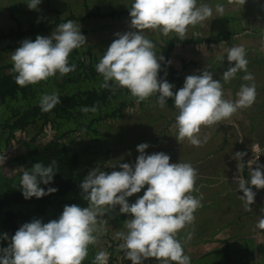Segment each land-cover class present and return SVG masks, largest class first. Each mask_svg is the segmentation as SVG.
Instances as JSON below:
<instances>
[{
	"label": "trees",
	"instance_id": "obj_1",
	"mask_svg": "<svg viewBox=\"0 0 264 264\" xmlns=\"http://www.w3.org/2000/svg\"><path fill=\"white\" fill-rule=\"evenodd\" d=\"M61 1L65 3L64 0ZM118 1L119 4L117 5H113L111 0L106 1L107 7L95 4L93 9H85L81 16L74 13L71 8H66L65 10H68L66 13L65 10L58 7L42 4L41 8L37 6V9L30 10L27 7L29 0H0V157H5L4 163L0 165V249L9 245L11 236L24 223L34 219H39L42 223L57 220L66 205L76 204L82 208L88 206V202L82 198L80 188V184L88 172L97 167L105 172L109 167L113 169V164L110 162L119 164L123 161H119L112 155L122 153L132 146L135 148L137 146L133 143L136 137L130 140L123 138L126 133L121 134L120 131H117L120 136L116 143H107L113 137L115 133L113 131L120 129L119 127L116 128V125L122 129L126 127L125 119L121 118L124 116L125 109L134 104L138 105L137 116L140 117L135 123L136 127L140 128L137 136L148 140L149 154L156 152H164L167 155L173 154L170 150L176 149L182 144L184 147L180 153L176 151V156H173L174 154L169 155L170 163H189L196 171L203 168V161L207 162L208 166L214 165L209 163V160L217 158L215 152L219 148L209 150L204 147V144L208 139L217 135L218 128L227 124L224 122L225 119L211 126L202 125L199 133L202 143L197 147L191 145L187 139L183 141L177 139L176 116L179 113L176 108L175 111L173 110L172 118L162 113L164 106L167 108L172 105L173 100L171 98L167 99L163 107H159L161 113L154 112L148 120L145 117L141 118L148 111L152 101L157 100L155 94L137 104L136 98L132 97L126 88L117 87L111 81L109 87H101L104 81L102 75L96 71V65L112 43L111 41L97 43L92 39H86L85 44L70 53L68 57L69 66L74 64L76 67L74 71L66 75L61 76L57 73L45 81L25 87L16 84L14 79L16 74L11 71L10 57L11 53L20 46L21 41L24 39L34 41L37 35L49 37L52 32L56 31L59 24L68 20L74 21L77 26L81 24V34L90 35L94 30L100 34V29L108 28L110 24H105L104 27L97 25L94 28V21L102 22L109 17L113 20L110 21L111 24L115 25L118 23L117 20L129 17V8L133 0ZM201 4H207L213 9V16L203 21L207 25V37H193V34H186L185 39L181 40L175 33L165 36L159 31L156 33V31L145 30V35L155 45V53L164 57V60L160 62L161 71L158 73V78L166 79L173 84L172 91L175 93L183 86L186 76L198 75L204 70H213L215 72L213 79L220 81L224 93L227 90L229 99L234 102L238 99L237 93L241 85L252 84L242 79L244 75L251 72V62L247 64V73L239 71L235 78L225 82L223 73L221 74V67L225 62L223 60L220 62V56L211 58L208 61L209 66L206 68L200 67L195 70L196 72L186 74L189 63H184L182 60L181 66L176 68L171 60V52L176 45H188L190 43H205L207 46H212L225 41L230 44L234 42L233 38L252 34V30L256 34L264 32V21L258 28L251 27L253 25L248 24V21H242V19L246 20V17H251L249 15L251 13L242 15L241 13L246 10L242 9L241 6L225 10L222 16L214 13L217 4L230 5L228 0H197V6ZM251 12L255 17L256 14H253V10ZM128 24L130 25V22ZM130 30L135 31L134 29ZM107 35H112V31H109ZM230 39L232 40L230 41ZM244 48L245 50L248 49L247 47ZM190 63L196 64L192 61ZM257 86H255L256 93L259 97L256 95V99L260 98L262 93V87ZM52 93L58 94L61 103L44 112L40 107L41 97ZM256 99L254 105L255 103L260 104ZM93 106L97 108L95 113L81 111L83 107L92 108ZM242 109L246 111L249 108L239 110ZM203 133H205L204 137H202ZM207 134L211 136L206 137ZM157 139H160L159 143H157ZM129 142H132L133 145ZM203 149L207 150L203 151ZM138 155L139 153H134V155L129 156L131 163H134L133 160ZM53 160L56 161L53 180L50 184H40V187L45 191L50 187L57 189V191L41 198L25 199L20 186L22 173L16 169L24 168L31 171L34 164L42 163L44 166H48ZM243 163L241 174L245 179H248L250 174L246 171L245 161ZM119 170L118 168L117 171ZM210 172L213 175L219 173L214 170ZM218 186L225 188L237 187L238 185L237 182H225L214 179V177H197L194 185L195 190L191 195L196 198L201 195L206 198H213L217 193L214 188ZM146 188L145 186L140 193L133 195L134 202L143 195ZM207 191L210 192L207 193ZM224 195H219L213 202L204 203L201 201V206L194 212V221L177 234L183 249L185 245L190 249L194 241L193 245L196 246L202 234V237H206L204 233L209 230L213 221L217 222L216 225L223 223L218 221L224 217L223 209L212 214L209 207L223 199ZM203 210L206 211L203 212ZM110 212L111 210H107L97 219ZM253 213L250 217L248 216L249 213L244 216L249 217L248 220L251 221L254 218L255 210ZM228 214L232 218L225 222L234 224V228L231 227L234 232L231 237L228 240H223L218 247L191 256L190 264H264V230L260 229L259 238L252 237L251 231L246 230L242 224V215L239 214L238 209L228 208ZM124 215L121 214V217L123 218ZM216 215H219L220 219L214 220L213 217ZM211 219L213 221L208 226ZM224 226L226 225H220V227ZM5 234H7L8 240L2 238ZM185 252L190 251L184 250ZM95 255L94 246L89 245L88 255L82 264H93Z\"/></svg>",
	"mask_w": 264,
	"mask_h": 264
},
{
	"label": "clouds",
	"instance_id": "obj_2",
	"mask_svg": "<svg viewBox=\"0 0 264 264\" xmlns=\"http://www.w3.org/2000/svg\"><path fill=\"white\" fill-rule=\"evenodd\" d=\"M41 0H29L27 7L37 9ZM229 4H244L245 0H228ZM215 11L223 15L222 4L215 6ZM213 16V9L207 4L197 6V0H133L129 8L130 29L124 33H115V39L103 53L96 71L102 75V88L113 82L117 87L126 88L136 103L152 95L157 96V104L163 107L168 98L178 110L176 127L179 141L187 139L191 145L199 147L202 143L199 133L201 126H211L230 118L238 109L251 107L256 99L255 84L241 85L234 102L224 98V90L219 80H214L210 71L186 76L183 86L175 93L174 85L166 79L158 78L163 56H158L155 45L145 35V30L159 31L168 36L175 33L184 40L188 26L196 25ZM86 42L80 32V25L68 20L57 26L51 36L37 35L35 40L24 39L11 53L12 69L15 82L21 87L37 84L59 73L61 76L75 70L69 66L70 53ZM260 51L264 53V42ZM227 60L235 62L223 73L225 82L235 78L237 72L247 73L248 61L243 46L225 48ZM225 56H221V61ZM252 81L254 77L247 73L242 77ZM61 103L57 93L41 97V110L47 112ZM82 112L97 111V108L83 107ZM242 142V140L240 141ZM147 143L136 146L139 155L134 164L119 163V171L107 173L100 168L88 172L80 184L82 198L87 207L76 204L66 205L57 220L42 223L39 219L24 223L10 238L6 248L0 249V264H82L88 255L89 245L98 242L99 231L97 217L108 209L119 205V214L130 215L125 220L126 231L117 233L122 240L118 247L124 257L132 264L154 258L158 264H190V257L184 254L177 234L195 217L194 212L201 206L203 196L194 197L197 178L196 169L189 163H170L169 155L164 152L146 154ZM253 158L247 162L250 176L245 179L240 173L244 163V152H237L233 157L237 161L238 175L235 181L238 190L243 192L239 198L244 202L246 211H251L256 193L246 185L264 188V165L257 163L264 150L260 145L251 146ZM5 157H0V165ZM53 160L48 166L36 163L31 171L18 168L22 173L20 186L25 199L41 198L57 191L48 188L45 191L40 184H50L53 180ZM256 164L253 169L252 165ZM143 195L129 204L127 198L140 193ZM256 227L264 230V216H260ZM8 240L7 234L2 237ZM190 238V236H189ZM110 254L100 251L95 255L93 264H108Z\"/></svg>",
	"mask_w": 264,
	"mask_h": 264
},
{
	"label": "rangeland",
	"instance_id": "obj_3",
	"mask_svg": "<svg viewBox=\"0 0 264 264\" xmlns=\"http://www.w3.org/2000/svg\"><path fill=\"white\" fill-rule=\"evenodd\" d=\"M96 1H94V0H64L65 3H63V1H61V0H41V3H40L41 5L39 4L38 7L41 8L42 4H44V5L47 4L50 7H58L59 9H62V10H65L66 8H71L74 11V13L81 15L84 13L85 9H88V10L93 9L95 4L100 5L102 7H107L108 4H105V2L109 1V0H100L101 2L99 0H96ZM111 1H113V3H112L113 5L119 4L118 0H111ZM240 6L243 7L242 9L246 10L245 12L241 13L242 15H247V14L251 13V14H249V15H251V17L250 16L246 17V20L242 19V21H248L249 22L248 24L253 25L251 27L258 28L262 24L261 22L264 21V20H261L262 18L264 19V0H249V1H245V3L243 5L238 4V3H233L230 5H225L224 8L227 11V10H230L234 7H240ZM252 10H253V14L254 13L256 14V15L254 14L255 17L252 15V12H251ZM67 11L68 10H65L66 13H67ZM214 13H216L215 10H214ZM237 16L240 17L241 15H237ZM110 21L112 22L113 20L110 19L109 17H107L102 22L94 21V28L97 25L104 27L105 24H110V27H108V28L104 27V28L100 29V34L98 33L97 30H94V32L90 35H88L87 33L82 34V35H84L86 37V39H92V41H95L97 43L98 42L106 43L109 41L113 42V40L116 38L114 35L115 33H117V32L124 33V32L129 31V29H130L129 24H128V22H130V17H123L120 20H117L118 23L115 25H112ZM252 23H254V24H252ZM198 25H200V27H198ZM80 29H81V24H80ZM109 31L110 32L112 31V35H110V36L107 35L109 33ZM149 32H154V31L149 30ZM157 32H158V30L156 31V33ZM253 32H254V30H252V34L242 35V36H239L235 39L233 38L234 42L230 43V44H227L225 41H221L217 44H213L212 46H209V45L207 46L205 43H201V44H191L190 43L188 45H176L171 52L172 63L174 64V66L176 68H179L181 66L182 60L184 63H189V65L187 66L188 69L186 70V74H191L193 72H196L195 70L200 68V67L206 68L207 66H209L208 61L211 58H215V57H219V56L221 57L223 55V56H225L223 59L225 64H223V66L221 67V71H222L221 74H222L228 70L229 66L235 65V62H231V64H230V62L227 60V56H226V53L224 52V49L225 48H231L233 46L247 47L248 49L245 50L246 51V57L245 58L247 59V61L249 63L250 62L252 63V70L250 73L254 77V80L249 81V82H250V84L254 83L256 87H258L257 85H260L259 87H262V93H261L260 98L264 99V63H263L264 62V53H262L260 51L261 46H262V42H264V32H260L259 34H256ZM187 34H193L194 35L193 37H203V38L207 37L208 33H207L206 23L202 22V23H198L194 26H192V25L188 26ZM169 35H171V33ZM111 36H113V37H111ZM156 36H158V35L156 34ZM231 40L232 39H230V41ZM190 61L196 62V64L194 65L193 63H190ZM220 62H221V59H220ZM219 67H218V69H219ZM210 72L212 73V75L215 74V72L213 70H211ZM224 98L230 100L227 93H224ZM136 107L137 108H134L133 110L128 112L129 113L128 117H130V118L126 119L128 114L124 113V116L121 119H125L126 127H124L122 129L120 126L116 125V128L119 127L120 129L113 131L115 133L113 134V137L107 141V143H109V142H115L116 143V141L119 139V136H120V135H118L117 131H120L121 134L126 133V136H123V138L125 137L126 139H129V140L131 138L136 137L133 141V143L136 145H139L141 143H148L147 139H144V138H141L140 136H137L140 128L139 127L137 128L135 123L138 121V118H140V117L137 116L138 105ZM159 107L160 106L157 104V101H152L151 109L146 111V113L143 116H141V118L145 117V118H147L146 120H148V118L150 116H152L154 112L161 113V111L159 110ZM174 109H175L174 102H172V105H170V107L166 108L164 106V112H162V113L165 116L172 118V114H173ZM242 112H243V109L239 110L238 115L239 114L241 115ZM157 116H158V114H157ZM159 140L160 139L156 140L157 143H159ZM129 143L132 144V142H129ZM106 145H110V144H106ZM124 146H125V144H124ZM183 147L184 146L181 144L176 149H171L170 151L174 155L173 154H169V155L176 156V151H178L180 153L181 149ZM145 152H146V154H149L148 149H146ZM134 153H138V152L136 151V148L134 146H132L131 148H127L122 153H118V154L115 153L114 155H112V157L118 158L119 161L122 160L123 161L122 163L132 164L131 161L129 160V158H130L129 156L134 155ZM135 160L136 159L133 160L134 163H135ZM110 163L113 164V169L115 171H117V169L119 168L118 164H115V162H110ZM246 168H248V167H246ZM247 173L250 174L249 169H248ZM230 182H236V181L231 180ZM146 187H147V185H146ZM249 187L252 189L253 192L256 193L255 198H254L255 202L250 205L251 211L245 210L244 202L239 198V196L243 195V192L238 190V186L237 187L229 186V187H225L222 190L221 189L218 190L217 187L214 188L215 191L217 190V193L215 196H213V198L210 197L211 202L215 201L217 199V197L220 195L219 191H225L224 192L225 193L224 198L219 200L214 206L209 207V209L212 210V212H211L212 214L217 210L223 209V216L224 217L220 219L219 215L218 216L216 215L213 217L214 220L220 219L218 221H222V222L227 221V219L231 218V216L228 214V208L234 207L235 209H238L239 214L242 215V219H241V221L243 222L242 224L249 222L247 227L250 229V230L248 229L249 231H252L254 228V223L251 222L252 220L249 221L248 218L252 214H254L253 212H254L255 208L257 210L258 202H260V200H261L260 197L264 191L263 192L261 191L262 192L261 193L260 189H256L255 186L249 185ZM261 190H262V188H261ZM201 201L204 202V199H202ZM204 211H206V210H203V212ZM247 213H249L248 218L244 216V215H247ZM126 216H128V215H126ZM114 217H115V213L110 217V222H113L115 226H119V224L114 220ZM128 218H131V216H128ZM212 221L213 220L211 219L208 222V226L210 225V223ZM216 224H217V222L213 221V224L211 225V227L209 229H211L212 231H216L214 229ZM103 225H105V224H103ZM196 225H198V224H196ZM105 228L107 229V227H105ZM187 231H189V230L187 229ZM206 237H202V239H199L200 241L196 244L197 247H195L196 250L194 251V253L185 252L184 254L191 257V256H195L199 253L204 252V250H203L204 245L202 243L204 242L203 239ZM226 237H227V235L224 236L223 238L213 239L212 237H208V239H210L211 242L216 241V243H221V242H223V240ZM150 259H154V258H149V259L144 260V264H149L148 261Z\"/></svg>",
	"mask_w": 264,
	"mask_h": 264
},
{
	"label": "crops",
	"instance_id": "obj_4",
	"mask_svg": "<svg viewBox=\"0 0 264 264\" xmlns=\"http://www.w3.org/2000/svg\"><path fill=\"white\" fill-rule=\"evenodd\" d=\"M226 92L227 90H225V93ZM256 100L257 102H260V104L255 103L254 105L253 103L251 107H247L249 108L248 110L245 111L243 109V112L241 115L240 114L238 115L239 113L238 112L239 109H238L237 112L234 113L230 118L224 120V122L227 124L217 129V135H214L215 136L214 138L208 139V141L204 144V147H207V149L209 150H212V149L214 150L217 148H219V150H216L215 152L217 155V158L215 160H209V163H212L214 165L208 166L207 165L208 163L207 162L205 163L203 161L202 162L203 168L197 170V177L199 178L214 177V179H219L225 182H230L231 180H235L236 176L238 175L237 161L233 158L235 154L237 152H244L246 153L245 156H247L251 153L250 147L257 143L260 145L261 149L264 150V99L257 98ZM150 109H151V105L148 110ZM204 134L205 133H203L202 137H204ZM208 136H211V135L207 134L206 137ZM241 140L242 142H240ZM207 149H203V151ZM261 156H262V160H261L262 165H264V154H261ZM241 162L243 163V158ZM198 167H201V166H198ZM212 170L218 171L219 173L217 175H213V173L210 172ZM246 171L248 172L247 168H246ZM261 171H264V168H262ZM240 175L242 174L240 173ZM217 189L222 190L224 189V187L218 186ZM261 191L263 192L264 188H262V190L260 189V192ZM207 192L209 193V191ZM224 192L225 191H219V194L224 195L225 194ZM263 194L262 196H264ZM128 198L127 200L129 204L134 203L133 196L128 197ZM203 199H204V203L210 202V197L208 198L203 197ZM258 215L259 213L256 211V208H255V215L251 222L255 223L256 219L258 218ZM228 220L229 219H227V221ZM227 223L228 222H223L219 225H216L214 229L217 230L219 228H226L228 231V235H231L232 233H234L232 231V228H234L233 227L234 224L232 222L230 224H227ZM248 223L244 224L246 230L249 229L247 227ZM220 225H226V226L220 227ZM215 233L216 231H212L211 229H209L206 233H204V236L212 237L213 235H215ZM202 235L200 237L201 239H202ZM194 242H192V247L190 249H188L187 246L185 245L184 250H188L190 251V253H194V251L196 250L195 247H197V245L196 246L193 245Z\"/></svg>",
	"mask_w": 264,
	"mask_h": 264
},
{
	"label": "built area",
	"instance_id": "obj_5",
	"mask_svg": "<svg viewBox=\"0 0 264 264\" xmlns=\"http://www.w3.org/2000/svg\"><path fill=\"white\" fill-rule=\"evenodd\" d=\"M10 42H9V44H10ZM136 106L137 105L134 104V105L125 109L124 113L128 114L127 117L129 116L128 112L133 110L134 108H137ZM252 158H253L252 151L249 155L243 157V162L245 161L246 167H248L247 162L249 160H251ZM261 160H262V156L260 155L258 160H257V163L260 165H262ZM252 168L255 169L256 164H253ZM248 169H249V167L247 168V170ZM112 171H115V170L112 169L111 167L106 169V172L111 173ZM260 198H261V200H260V202H258V207H257V212L259 213V215H258V218L256 219V221L254 223L253 230L250 232V235L252 237H257V238H259V236L261 235V233H260L261 230L258 229L256 227V225H257V222H258V219L260 218V216H264V196L261 195ZM108 210H111V212L109 214H107L106 216H104L102 218L97 219L98 220L97 227H98L99 231L97 233H94V235H97V237H98V242L96 244H93V246L95 248V253L97 254L100 251H107L110 254L108 264H132V262L130 260L125 259L124 253L119 250L118 246L121 243H123V241L117 238L118 232L126 231V229L124 228L125 220L131 219V218H128V217L122 218L119 215V205H116L113 209H108ZM114 213H115L114 220L119 224V226H115L113 222H110V217ZM103 224H105V225H103ZM105 227H107V229ZM226 235H227V237L224 240H228L231 237V235H228V231L226 228H219L216 230V233H215V235L212 236V238L213 239L223 238ZM203 240H204V242L202 244L204 245V247H203L204 252H207L210 249L218 247L219 245L222 244V242L221 243H216V241L211 242L210 239H208V237L204 238ZM148 263L149 264H158V262L155 259H150L148 261Z\"/></svg>",
	"mask_w": 264,
	"mask_h": 264
},
{
	"label": "bare ground",
	"instance_id": "obj_6",
	"mask_svg": "<svg viewBox=\"0 0 264 264\" xmlns=\"http://www.w3.org/2000/svg\"><path fill=\"white\" fill-rule=\"evenodd\" d=\"M189 235V234H188Z\"/></svg>",
	"mask_w": 264,
	"mask_h": 264
}]
</instances>
